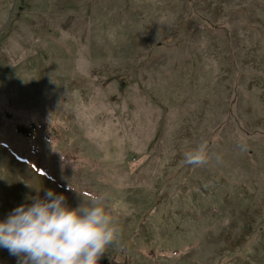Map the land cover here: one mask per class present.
Listing matches in <instances>:
<instances>
[{"label":"rangeland","instance_id":"1","mask_svg":"<svg viewBox=\"0 0 264 264\" xmlns=\"http://www.w3.org/2000/svg\"><path fill=\"white\" fill-rule=\"evenodd\" d=\"M69 186L99 264H264V0H0V220Z\"/></svg>","mask_w":264,"mask_h":264},{"label":"clouds","instance_id":"2","mask_svg":"<svg viewBox=\"0 0 264 264\" xmlns=\"http://www.w3.org/2000/svg\"><path fill=\"white\" fill-rule=\"evenodd\" d=\"M208 145L184 153L188 165L208 162ZM71 207L52 189L37 194L31 203L15 207L0 220V248L17 257V264H99L110 248L122 244V230L105 206V197L91 195Z\"/></svg>","mask_w":264,"mask_h":264},{"label":"trees","instance_id":"3","mask_svg":"<svg viewBox=\"0 0 264 264\" xmlns=\"http://www.w3.org/2000/svg\"><path fill=\"white\" fill-rule=\"evenodd\" d=\"M23 130L21 129V132H22Z\"/></svg>","mask_w":264,"mask_h":264}]
</instances>
